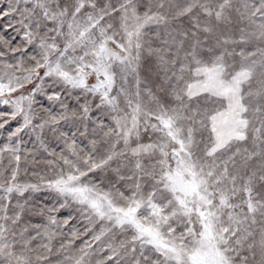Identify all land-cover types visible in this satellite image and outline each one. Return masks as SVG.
<instances>
[{
	"label": "rangeland",
	"instance_id": "374dc122",
	"mask_svg": "<svg viewBox=\"0 0 264 264\" xmlns=\"http://www.w3.org/2000/svg\"><path fill=\"white\" fill-rule=\"evenodd\" d=\"M0 264H264V0H0Z\"/></svg>",
	"mask_w": 264,
	"mask_h": 264
}]
</instances>
